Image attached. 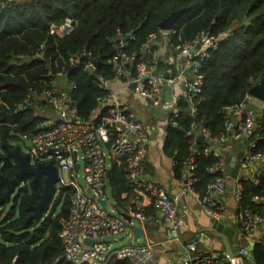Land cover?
I'll return each instance as SVG.
<instances>
[{"label":"trees","instance_id":"obj_1","mask_svg":"<svg viewBox=\"0 0 264 264\" xmlns=\"http://www.w3.org/2000/svg\"><path fill=\"white\" fill-rule=\"evenodd\" d=\"M180 10L185 12L173 30L163 35L159 24ZM244 12V19L239 20ZM67 18L78 21L75 30L64 36L52 35L51 26L59 27ZM207 30L230 35L202 63L204 84L193 106L180 97L178 113L169 117L164 152L175 161L173 175L177 180L183 179L191 144L201 129L209 130L212 139L227 135L225 109L244 101L264 76V0H0V175L14 179L20 171L18 161L7 157V149L14 150L37 132L41 117L34 111L46 107L42 95L48 88L60 92L61 83L69 88L75 85L70 97L78 117L89 120L98 98L108 94L100 88L101 79L119 78L110 61L120 52L134 54L136 61H141L159 49L156 43H166L167 53L158 58L157 67L164 79H175L177 67L168 64L165 57L176 56L175 46ZM119 32L130 35L124 48L119 46ZM90 60L96 68L86 72ZM135 64L125 63L130 75H134ZM31 93L32 104L21 111ZM254 110L259 111L260 123L246 145L253 146L252 153L264 154V109ZM210 144H198L199 154L195 155L198 180L194 188L201 195L216 176L210 169L219 161L204 154ZM145 170L150 173L147 164ZM44 180L43 175L37 180L26 175L11 201L0 204V264H69L63 258L60 233L62 221L70 214L73 191L61 189L55 204L46 206L39 220H30L33 208L41 201ZM109 182L114 207L122 212L132 192L122 167L115 163ZM240 182L238 210L264 215V203L254 200L264 199V170L257 184L252 179ZM5 192L6 186L0 183V199ZM123 193L128 196L123 197ZM144 211L154 213V209ZM251 254L255 264H264V237L257 240ZM110 264L130 263L113 259Z\"/></svg>","mask_w":264,"mask_h":264},{"label":"built area","instance_id":"obj_2","mask_svg":"<svg viewBox=\"0 0 264 264\" xmlns=\"http://www.w3.org/2000/svg\"><path fill=\"white\" fill-rule=\"evenodd\" d=\"M78 21L67 18L59 27L51 26V34L64 36L75 30ZM173 30V29H172ZM171 30V31H172ZM171 31H162L167 35ZM229 32L218 34L210 30L202 31L192 41L175 46L176 56H167L165 61L175 65L178 78H182L185 86L184 97L191 106L194 99L202 92L204 84L201 65L211 57L221 42L228 38ZM130 35L118 33L119 46L128 45ZM133 38V37H132ZM166 49V43H162ZM161 44V45H162ZM146 49L149 45H144ZM165 54L167 51L165 50ZM161 56L159 50L151 51L149 57L136 61L135 55L120 52L110 63L119 76L117 80L101 79L100 88L108 94L98 98V105L91 111L89 120L78 117L77 108L70 97V91L75 85L63 87L60 92L53 87L48 88L42 95L47 102L46 107L34 111L41 120L37 132L30 136L32 151L31 165L53 163L58 169L57 190L71 189L69 217L62 221L63 229L60 238L64 244L63 258L69 264H110L113 259L127 260L130 264H148L154 262L153 242L144 244L129 243L122 247L112 248L127 231L131 232L135 221L154 224L159 227L172 228L174 231L183 225V220L177 217V204L164 188L145 171L146 147L150 140V129L128 112L120 96L112 90V82H120L123 89L129 90L132 84L134 91L155 106L166 104L164 85L175 79H164L158 71L157 60ZM183 59V64L180 60ZM136 63L134 75L125 63ZM74 61L71 62L73 64ZM96 63L90 60L86 72L93 71ZM187 73L185 76L184 73ZM34 93L28 95L21 105V111L32 104ZM253 99L249 95L241 103L229 106L226 127L228 134L212 139L209 130L201 129L205 143H211L204 149V154L219 161L210 169L215 174L214 179L207 185L204 195H201L202 208L213 220H223L224 209L216 202V197L226 191L227 164L225 159L231 156L230 141H242L255 127L257 111L248 108V102ZM178 102L176 99L175 103ZM106 109L105 114L102 111ZM174 124V122H173ZM223 143V148L218 145ZM246 144V142H245ZM197 140L191 144V155L185 164L182 180L185 192L196 193L194 184L196 176L195 155L199 154ZM252 145H246L240 168L249 170L258 166L257 173L251 179L258 183V176L264 170V154L252 153ZM227 152V153H226ZM114 163L122 167L132 192L130 203L135 204L131 221H127L120 211L115 209L111 186L110 171ZM244 180H248V177ZM59 187V188H58ZM58 188V189H57ZM241 182L237 183L235 200L237 204V223L248 238H254L264 215L250 209L238 210L242 201ZM128 195V193H127ZM139 198L148 199L154 213L144 211ZM255 201L264 203V199ZM102 201L106 203L104 207ZM111 206V212L109 211ZM123 210V209H122ZM121 210V211H122ZM113 211V212H112ZM125 213V212H122ZM127 214V213H125ZM128 215V214H127ZM134 221V222H133ZM110 237V241L105 238ZM143 237V236H142ZM141 237V238H142ZM92 240L91 244L86 243ZM137 242V241H136ZM190 252L197 251V243L187 245ZM241 257L248 259L250 252L241 250ZM188 264H229L223 263L218 255L198 254Z\"/></svg>","mask_w":264,"mask_h":264},{"label":"crops","instance_id":"obj_3","mask_svg":"<svg viewBox=\"0 0 264 264\" xmlns=\"http://www.w3.org/2000/svg\"><path fill=\"white\" fill-rule=\"evenodd\" d=\"M156 44L159 47V53L164 56V52L166 50L163 48L164 44ZM180 62L183 64V59H181ZM184 75L186 76L187 73L185 72ZM112 90L114 93H117L120 96L123 104L128 107V112L133 114L134 117L142 122L145 127H149L151 133L149 143L146 147V159L144 162V167L145 164H147V166L150 168V173L145 170L146 174L150 178L157 181L170 195V197L176 201L178 212L177 217L183 220V225L178 227L175 231L172 228H168L166 226L159 227L158 225L154 224L149 225L139 221H133L135 223V227H139L143 230V237L141 238L143 239V242L154 243V264H188L191 259L198 254L218 255L223 263L252 264L245 257H241L239 252L241 250H247L250 252L249 248L252 246V244L254 243L255 246L257 240L261 237H264V222L260 224L255 237L251 239L248 238L245 233L241 231L239 222L237 223L236 221L237 204L235 195L238 181L241 179L244 180L247 177L248 179H251L253 174L257 173L258 166L251 167L249 170L240 168L237 178L228 179L226 191L223 194L217 195L215 199L216 202L219 205H222L224 209L222 221L225 223V225L220 232H222V235H224L225 230L235 231L233 235V251L236 253V256L231 259L228 255V251L224 242L215 235L216 232L212 227L213 219L202 208L199 198L201 194L196 190V193L185 192V184L183 180H177L173 175V166L175 161L168 157L164 152L167 127L170 123L169 117L172 114L178 113V105L175 103V101L176 99L184 96L185 86L183 79L177 77L171 83L167 82L164 85V97L166 104H162L160 106L151 104L149 100L140 97L136 91L132 90L131 88L129 90L123 89L120 82H112ZM124 96L126 97L124 98ZM133 96H136L137 101H143L149 109L157 107L165 110L166 115L163 118H160L159 114L151 113L149 117L147 116V118L142 119L136 112L133 113L130 110L128 104L125 102ZM249 107L250 109H264V103L256 99H251L248 102V108ZM200 135L201 133H199L195 139L197 140L198 136ZM229 145L230 149L232 150L231 152H237L239 151L240 141H230ZM127 196V193H123V197ZM138 201L141 202L140 204L143 205L144 210H152L150 201L148 199L139 198ZM113 203L115 204L114 199ZM133 210H136V206L135 204H131L129 200L127 205L124 206L122 212H125L130 216L132 215ZM206 233H209L208 236H206ZM127 234L131 236V240L129 237H125ZM122 237L129 240V243H140L141 240L140 239L137 242L135 241L133 231H127ZM192 243H197L196 252H190L187 250V245Z\"/></svg>","mask_w":264,"mask_h":264},{"label":"water","instance_id":"obj_4","mask_svg":"<svg viewBox=\"0 0 264 264\" xmlns=\"http://www.w3.org/2000/svg\"><path fill=\"white\" fill-rule=\"evenodd\" d=\"M184 10H180L177 12L172 13L170 16L165 18L160 24V30L161 31H171L174 26L176 20L184 13ZM245 12L242 13L239 16V20H243L245 17ZM131 89H134L135 85L132 84ZM248 95L256 99L262 103H264V76L260 79V81L255 84L248 92ZM260 123V118L257 113V118L255 121V127L251 131V134L256 132L258 126ZM247 135L245 138H249L251 135ZM197 143L198 144H203L205 143V138L200 135L197 138ZM245 139H243L240 142L239 145V151L233 152L231 156H227L225 159V162L227 164V174L230 178H237L238 171L240 169V164L244 156V151H245ZM4 148L6 146L4 145ZM7 157H12L16 159L19 163L20 171L17 173L16 177L14 179H9L7 177H4L0 175V183L6 186V192L4 194V197L0 199V204L7 202L9 203L11 201V198L13 194L15 193L17 187H19L25 178L26 175L34 177L35 180L39 179L42 175L45 177L44 180V191L41 197V201L39 204L33 208L34 214L30 217V220L36 219L39 220L42 215L43 209L48 206L50 203H52L53 197L56 195V184L58 181V169L53 163H39L37 165H31V154L26 152L23 153L21 146H17L14 150L7 149ZM102 205L105 207L106 203L102 201ZM121 215L127 219V221H131V216L121 213ZM225 223L220 220H213V230L216 232L215 235L219 237L225 244L228 255L231 259H233L236 256V253L233 251V235L235 233L234 230L228 231L225 230L224 235H222V229L224 228ZM135 236V241H138L141 239L143 236V230L139 227L132 226L131 227ZM209 233H206V236H208ZM205 238V237H204ZM206 239V238H205ZM106 241H110V237L105 238ZM88 244L92 243V240L87 239L85 241ZM254 246V243L252 246L249 248L250 250V255L248 257V261L252 264H255L253 257H252V247ZM148 264H154V262H149Z\"/></svg>","mask_w":264,"mask_h":264},{"label":"rangeland","instance_id":"obj_5","mask_svg":"<svg viewBox=\"0 0 264 264\" xmlns=\"http://www.w3.org/2000/svg\"><path fill=\"white\" fill-rule=\"evenodd\" d=\"M60 85H61V87H65L66 86L65 83H61ZM125 97L126 96H124V98ZM125 102L128 104L130 110L133 113L136 112L142 119L147 118V116L149 117V115L151 113L159 114L160 118H163L166 115L165 110H162L160 108L153 107V108L149 109L148 106L146 104H144L143 101H137L136 100V96L131 97L128 101H125ZM30 146H31V144H30L29 139L28 138H24L22 143H21L22 152L26 153L28 151V149L30 148ZM57 191L58 192L56 193L55 197L52 200V203L50 204L51 206L55 204V202L57 201V199L60 196V191L59 190H57ZM59 207H60V205L58 206V209H59ZM109 211L111 212V206H109ZM126 236L129 237V239L131 240V236L129 234L125 235V237ZM128 241L129 240H127L126 238L119 237L118 243L113 244L112 248L115 249V248L127 245V244H129ZM141 243H144L143 239L140 240L139 244H141Z\"/></svg>","mask_w":264,"mask_h":264}]
</instances>
